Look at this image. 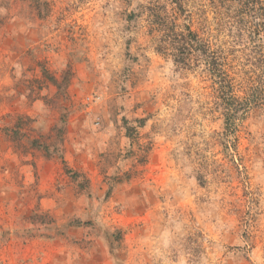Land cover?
Here are the masks:
<instances>
[{"label":"rangeland","instance_id":"374dc122","mask_svg":"<svg viewBox=\"0 0 264 264\" xmlns=\"http://www.w3.org/2000/svg\"><path fill=\"white\" fill-rule=\"evenodd\" d=\"M175 2L0 0V264H264V100L229 132L208 67L264 99V44Z\"/></svg>","mask_w":264,"mask_h":264},{"label":"trees","instance_id":"16d2710c","mask_svg":"<svg viewBox=\"0 0 264 264\" xmlns=\"http://www.w3.org/2000/svg\"><path fill=\"white\" fill-rule=\"evenodd\" d=\"M175 3L181 4L183 0H175ZM240 4L242 7L240 11H243L249 20L245 22V26L248 27L250 31L251 40L255 44H264V0H234ZM172 16V17H171ZM167 20L174 21L176 27L182 29L181 26L177 25L174 20V15L166 14ZM167 21V23H168ZM182 41L177 42V44H184L181 47L187 49L190 44H201L203 55H207L206 42L202 40L195 34L194 31L189 26H184V30L180 31L177 35ZM177 39V38H176ZM165 40L160 39L159 44H169ZM264 49V48H263ZM169 51V48H165ZM260 58L258 63H260L261 69L264 70V51L259 53ZM225 63L221 55L213 53L211 60L208 63L209 72L214 77V83L218 86L217 93H220L225 100V124L229 132L234 134L238 132L240 119L249 112L252 107L258 106L264 99L261 96L253 95L251 98L245 100L244 97H240L236 94L237 86L235 85V80L230 78L225 70ZM264 87V84L261 85ZM258 90V87L256 88Z\"/></svg>","mask_w":264,"mask_h":264}]
</instances>
